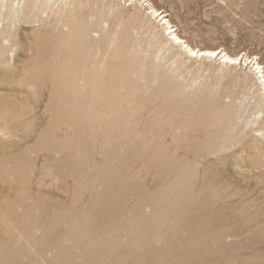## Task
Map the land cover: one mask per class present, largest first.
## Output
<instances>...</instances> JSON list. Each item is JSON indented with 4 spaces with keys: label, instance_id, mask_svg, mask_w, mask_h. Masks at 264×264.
<instances>
[{
    "label": "rangeland",
    "instance_id": "374dc122",
    "mask_svg": "<svg viewBox=\"0 0 264 264\" xmlns=\"http://www.w3.org/2000/svg\"><path fill=\"white\" fill-rule=\"evenodd\" d=\"M261 74L264 0H0V264H264Z\"/></svg>",
    "mask_w": 264,
    "mask_h": 264
},
{
    "label": "bare ground",
    "instance_id": "6f19581e",
    "mask_svg": "<svg viewBox=\"0 0 264 264\" xmlns=\"http://www.w3.org/2000/svg\"><path fill=\"white\" fill-rule=\"evenodd\" d=\"M153 5V4H152ZM152 11L155 15H157L158 17H161V19L164 21L165 24L168 25V27H166V29H169V35L170 38L173 39V42L178 44L180 47H183L184 49L187 50L189 55H196V56H204V55H217L220 57V61L221 59L223 60V62L225 63H236L239 59V56H231L230 54H228L227 52L223 51V50H213V49H201L198 47H192L190 44L187 43L186 40H184L182 37H180L177 32L176 29H174L173 25H171L169 19H167V13H164V11H161L157 8L154 7V5L152 6ZM153 14V15H154ZM46 49V48H45ZM61 51V50H60ZM63 52V50H62ZM41 53V52H40ZM64 53V52H63ZM17 55V54H16ZM39 55V54H38ZM51 56V55H50ZM59 57V56H58ZM244 58V57H243ZM43 59V57H42ZM34 60V58H33ZM47 60V59H46ZM62 60V59H61ZM250 60V59H249ZM59 61V59H58ZM47 62V61H45ZM52 62V61H51ZM62 63V62H61ZM29 64V63H28ZM34 64V63H32ZM36 64V63H35ZM35 66V65H34ZM56 66V65H55ZM25 67V66H24ZM47 67V66H46ZM49 67V66H48ZM259 67V66H258ZM33 68V67H32ZM35 69V68H34ZM13 70V69H12ZM42 71V70H41ZM259 74V73H258ZM48 77V76H47ZM260 80L262 79V88L264 89V75L261 74L260 76ZM88 80V79H87ZM50 81V80H49ZM92 94V93H90ZM89 94V95H90ZM88 117V116H87ZM91 118V117H90ZM109 122V121H108ZM108 126V125H107Z\"/></svg>",
    "mask_w": 264,
    "mask_h": 264
}]
</instances>
